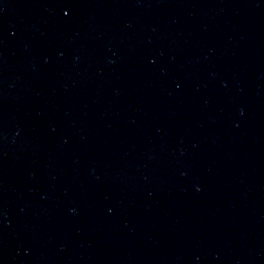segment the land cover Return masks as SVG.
<instances>
[{"label":"water","instance_id":"1","mask_svg":"<svg viewBox=\"0 0 264 264\" xmlns=\"http://www.w3.org/2000/svg\"><path fill=\"white\" fill-rule=\"evenodd\" d=\"M261 264H264V261Z\"/></svg>","mask_w":264,"mask_h":264}]
</instances>
